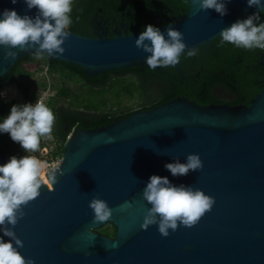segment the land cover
<instances>
[{
  "label": "water",
  "instance_id": "water-1",
  "mask_svg": "<svg viewBox=\"0 0 264 264\" xmlns=\"http://www.w3.org/2000/svg\"><path fill=\"white\" fill-rule=\"evenodd\" d=\"M188 2L186 15L159 27L178 29L185 53L208 46L221 29L256 11L246 0H231L221 17ZM5 8L29 16L37 11L22 0L14 5L0 0V11ZM67 31L64 53L51 61L81 67L90 77L145 65L148 54L134 43L140 32L116 31L110 37L105 29L92 37ZM13 50L16 58L4 60L0 47V77L34 54V49ZM183 54L172 66L179 71ZM64 148L60 163L49 171L55 182H41L38 197L23 207L13 229L23 242L20 253L34 264H264V87L249 106H202L177 97L105 127L79 129ZM192 153L199 154L202 169L173 177L163 167ZM8 158L0 149V164ZM153 174L200 189L215 203L195 225H178L167 237L155 225L142 230L150 207L142 191ZM93 197L112 209L109 221L92 223L88 204ZM107 224L115 227L114 238L96 232Z\"/></svg>",
  "mask_w": 264,
  "mask_h": 264
},
{
  "label": "trees",
  "instance_id": "trees-1",
  "mask_svg": "<svg viewBox=\"0 0 264 264\" xmlns=\"http://www.w3.org/2000/svg\"><path fill=\"white\" fill-rule=\"evenodd\" d=\"M188 11V0H72V23L68 29L95 37L93 23L98 19L108 27L110 37L115 36V28L123 34H133L141 32L146 24L164 26ZM260 17L264 21V12ZM262 54L264 50L220 44L218 37L209 47H199L191 57L184 53L181 71L172 66L150 69L144 65L108 71L95 77L63 61H51L49 57L37 59L34 54L24 56L7 75L0 77V91L16 85L23 98L22 104L32 103L38 99L31 93V80L36 74L45 72L46 76L57 80L52 86L56 93L45 102L55 116L49 134L55 148L50 151L51 143L41 137L36 152H25L7 133L0 135V148L8 157L35 155L43 160L39 156L43 153L48 155L46 162L50 163L62 157L65 142L74 128L77 131L105 127L136 111L152 110L177 97H186L202 106H249L264 87ZM71 84L79 86L78 90H73ZM42 87L46 89V83L43 82ZM84 95L89 97L86 102H82ZM122 98L137 100L136 110L122 108ZM13 104L18 101L6 102L0 95V117L6 116ZM96 232L114 238L116 229L107 224Z\"/></svg>",
  "mask_w": 264,
  "mask_h": 264
},
{
  "label": "clouds",
  "instance_id": "clouds-1",
  "mask_svg": "<svg viewBox=\"0 0 264 264\" xmlns=\"http://www.w3.org/2000/svg\"><path fill=\"white\" fill-rule=\"evenodd\" d=\"M27 9L35 8L36 14L20 15L13 9L0 11V47L5 49L4 60L15 59L19 47L21 51H32L37 59L61 55L62 47L71 34L67 29L72 23L70 13L72 0H22ZM198 3L200 10H214L221 17L227 14L226 4L231 0H191ZM14 5L17 0H11ZM248 7L256 11L244 19H237L219 33L220 44L230 43L238 48L264 50V21L260 13L264 12V0H246ZM135 46L146 55L144 64L150 69L175 66L180 55L185 53L186 44L183 34L171 24L161 29L152 24L143 26V30L134 41ZM191 57L196 49L185 53ZM55 116L52 110L41 100L32 103L13 104L6 116L0 117V135L7 133L25 152H36L41 137L49 136ZM199 154H188L184 162L174 159L164 164L173 177L187 175L190 171L202 169ZM46 161L35 155L10 156L0 164V264H34L31 258H25L19 249L23 242L14 232L18 220L24 216L23 207L39 195L41 182H55V175L48 174L44 179ZM147 208L140 227L147 230L155 225L163 237L169 230L179 226L192 227L211 210L214 198L190 185L173 184L166 176L151 175L142 191ZM127 202H125V205ZM121 205V209L125 207ZM92 210V223L110 220L112 209L106 201L93 197L88 204ZM91 228H89L90 230Z\"/></svg>",
  "mask_w": 264,
  "mask_h": 264
},
{
  "label": "rangeland",
  "instance_id": "rangeland-1",
  "mask_svg": "<svg viewBox=\"0 0 264 264\" xmlns=\"http://www.w3.org/2000/svg\"><path fill=\"white\" fill-rule=\"evenodd\" d=\"M32 85H31V93L32 95H35L36 97H38L37 100H41L42 102H46L47 99L51 96H53L56 93V90L52 87L54 84H56V79L54 77L46 76L45 72L43 73H38L36 74L33 78H32ZM46 83L47 88L43 89L42 87V83ZM70 87L73 90H76L79 86L76 85H70ZM78 90V89H77ZM0 95L2 96V98L6 101V102H11L13 100H17L18 104H22L23 102V98L22 95L19 91V89L16 87V85H10L7 86L5 88H3L0 91ZM89 97H86V95L83 96L82 98V102H86L88 101ZM98 100L94 99V102H97ZM112 101H114V99H112ZM120 106L122 108H131L133 110H136L137 108V100H131L128 98H122L120 100ZM43 139L49 141L51 143L50 145V151L54 150L55 145L52 142V138L50 136H45L43 137ZM40 158H42V161H47V159L49 158L48 155H45L43 153L39 154ZM61 158L59 159H55L53 161H51L50 163H47L48 166L50 164V167H48V169L45 170V174H44V179H47V174L49 171H51L53 168L57 167V165L60 163Z\"/></svg>",
  "mask_w": 264,
  "mask_h": 264
},
{
  "label": "flooded vegetation",
  "instance_id": "flooded-vegetation-1",
  "mask_svg": "<svg viewBox=\"0 0 264 264\" xmlns=\"http://www.w3.org/2000/svg\"><path fill=\"white\" fill-rule=\"evenodd\" d=\"M173 19H175V18H173ZM94 24V34L96 35V34H98V33H102V31L103 30H105V29H108V27L103 23V21H98V19H96L95 20V23H93ZM122 26H124V24H121ZM116 31H120L119 30V28H115L114 29V32H116ZM121 32V31H120ZM108 35H109V29H108ZM210 45V44H209ZM209 45L208 46H206V47H209ZM199 49V48H198ZM198 49H196V51H198ZM262 65H264V54H262V56H261V62H260ZM180 64H181V62H180ZM181 66V65H180ZM263 82H264V79H263ZM258 96V95H257ZM256 96V97H257ZM255 97V98H256ZM254 98V99H255ZM91 129H94V128H91ZM79 130V129H78ZM76 132V130H75V128L72 130V132H70V135L72 134V136L74 135V133ZM1 149V148H0Z\"/></svg>",
  "mask_w": 264,
  "mask_h": 264
},
{
  "label": "built area",
  "instance_id": "built-area-1",
  "mask_svg": "<svg viewBox=\"0 0 264 264\" xmlns=\"http://www.w3.org/2000/svg\"><path fill=\"white\" fill-rule=\"evenodd\" d=\"M71 137H72V134H71V135H69L67 139H70ZM48 167H50V164H49V166H48ZM53 169H54V168H53Z\"/></svg>",
  "mask_w": 264,
  "mask_h": 264
}]
</instances>
